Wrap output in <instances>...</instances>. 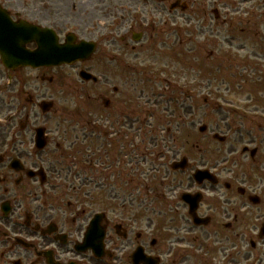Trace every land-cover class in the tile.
I'll return each mask as SVG.
<instances>
[{
	"label": "flooded vegetation",
	"instance_id": "flooded-vegetation-1",
	"mask_svg": "<svg viewBox=\"0 0 264 264\" xmlns=\"http://www.w3.org/2000/svg\"><path fill=\"white\" fill-rule=\"evenodd\" d=\"M189 18L195 44L212 47L218 75L232 68L227 61L264 69V0H0V27L26 25L50 44L86 42L94 50L72 66L36 69L5 67L0 57V264H264V106L250 111L258 100L239 107L221 97L216 159L199 163L189 140L190 174L169 172L179 179L174 187L148 191L138 205L133 194L112 209L110 197L104 201L103 183L133 182V165L146 159V152L133 154L134 123L106 72L129 79L137 64L124 58L182 40L170 38L169 29ZM259 59L261 65L253 62ZM80 71L100 81H82ZM57 90L100 103L107 113L77 109L66 123L53 103ZM46 101L57 118L41 112ZM226 105L243 112L229 114ZM71 122L75 141L67 146ZM73 144L78 184L68 181ZM198 171L207 173L203 180L194 177ZM153 203L159 218L149 215Z\"/></svg>",
	"mask_w": 264,
	"mask_h": 264
},
{
	"label": "rangeland",
	"instance_id": "rangeland-1",
	"mask_svg": "<svg viewBox=\"0 0 264 264\" xmlns=\"http://www.w3.org/2000/svg\"><path fill=\"white\" fill-rule=\"evenodd\" d=\"M179 27L180 29H169L168 35L172 39L176 35L182 38V40H175V43L170 42L168 49L163 48L161 50L153 46L144 47L138 50L136 55L124 58V60L128 59L132 64L136 63V68H139L135 71V74L134 70L136 68L132 70L133 75L129 79L126 80V73L125 78H123L120 72L112 69L106 72V76L110 84L112 83L120 87L119 97L117 98H124L128 113L130 118L134 120L135 127H138L135 113L139 114V117H142V112L147 110L144 124H146V127L148 126L155 130L161 129L157 139L160 142L162 140V145H168L173 149H165V151H168L169 160L175 156L176 158L174 159H178L179 155H189V140L190 143L193 142L195 144L194 147H191L190 154L194 153L197 161L200 159L202 161L209 160L211 155L212 160H214L220 146L218 142L211 139V135L213 133L222 134L221 128H223V124L221 119L224 113L217 110L218 103L222 102L219 99L218 91L228 97V102L231 101L238 104L239 107L240 103H255L258 100L257 106L251 108L250 111L259 110L261 112L264 106V69L258 65L255 68L259 70L251 71L248 70L249 66L244 65V60L227 61L225 65L232 68H228L226 74L215 75V62H213L212 58H209L212 47H210L209 43L205 45L203 43L195 44V37L192 36L193 23L191 18H189V21L183 22ZM105 28L106 26L104 25V31H106ZM205 36L208 39L207 30ZM184 57L186 60L183 59ZM260 61L262 60L259 59L253 62L259 63ZM262 63L260 62L259 64L261 65ZM95 69L98 73L104 71L102 66ZM233 70L234 72L232 73ZM237 73L239 74L237 75ZM234 84L235 89L232 88ZM226 88H228L229 92H227ZM54 95L55 97H59V101L55 100V102H58L56 103L57 107L60 106L65 113L63 115L65 120L74 119V116L77 115V109L78 115L107 113L100 103H94L92 100V103L88 102V104L84 105L81 102L82 97L78 94L76 95V93L73 94L66 91V93L58 94L57 90ZM167 98H175V100L170 102ZM228 113L230 114L231 111L229 110ZM56 117L58 116L50 114L48 119L53 120ZM69 121L66 123H69ZM202 125L207 127L206 133L198 131L199 126ZM166 129L172 131L169 134L171 137L166 138ZM67 133L70 135L69 140L71 138L67 146H70L71 142L75 141V138H73L74 128L67 129ZM134 133V130L130 131L132 140ZM147 146L148 149H151L155 145L151 143L150 139H147ZM159 146L163 148V146ZM150 151L155 154L154 150L151 149ZM147 156L149 159L145 161V164L141 167L139 166L140 168L134 167V172L138 170V173H140V169H144L145 174L148 173L149 176H152L158 174L160 170L163 171L164 167L162 169L161 163L153 161L149 153ZM164 174L163 172L160 173L162 186H159V188L161 189H168L170 186H174L172 183H177V180L179 181V179L174 178L165 179ZM78 180L77 173L73 179H68L69 182H74L75 184L79 183ZM136 186L134 184V192L139 190ZM101 190H105L106 192H103L104 201L110 195V199L108 198L109 202L106 200L107 202L105 201V203L109 204L111 209L117 203L122 202L124 194L128 192L123 183L111 184V187L107 186L103 189L101 188ZM116 195H119V197L117 198ZM114 197L117 199H114ZM149 215L159 218L162 213L160 212V208H155V211L150 212ZM138 217H145V214L139 213ZM191 264H197V261H191ZM207 264L212 263L209 262Z\"/></svg>",
	"mask_w": 264,
	"mask_h": 264
},
{
	"label": "water",
	"instance_id": "water-1",
	"mask_svg": "<svg viewBox=\"0 0 264 264\" xmlns=\"http://www.w3.org/2000/svg\"><path fill=\"white\" fill-rule=\"evenodd\" d=\"M1 28H3L1 30ZM33 39L29 32L21 30H9L5 31L4 25L0 27V47L1 56L4 57L5 63L10 66L20 65V66H31L36 67V65L41 64L40 60L35 61L36 58L40 56V49L37 52L30 53L24 49V44ZM8 51L10 52L8 54ZM74 54L73 52H70ZM66 61L63 58H58L54 65L61 64ZM43 64V63H42Z\"/></svg>",
	"mask_w": 264,
	"mask_h": 264
}]
</instances>
